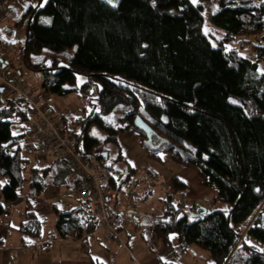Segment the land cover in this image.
<instances>
[{"label": "trees", "instance_id": "obj_1", "mask_svg": "<svg viewBox=\"0 0 264 264\" xmlns=\"http://www.w3.org/2000/svg\"><path fill=\"white\" fill-rule=\"evenodd\" d=\"M216 1L208 24L223 33L220 39L203 31V4L189 0H35L14 26L25 33L22 64L39 75L43 91L82 100L78 116L58 117L76 129L81 157L115 166L106 164L108 152L104 159L100 146L117 145L120 159L117 132L137 135L150 161L160 163L165 154L175 164L193 165L215 200L229 206L193 216L168 195L163 214L149 216L158 240L168 247L175 234L180 252L205 251L212 264H264V250L250 241L264 244V0ZM235 42L257 60L227 49ZM7 97L0 106V216L25 185L30 210V199L48 184L71 177L61 160L33 166L22 155L29 109L22 97ZM119 106L121 115H112ZM136 117L150 128V138L134 126ZM92 124L106 133L103 141L90 135ZM171 183L174 193L186 188L175 176ZM90 211L58 213V236L85 231ZM255 211L242 235L238 227ZM36 218L28 212L19 231L38 236Z\"/></svg>", "mask_w": 264, "mask_h": 264}, {"label": "crops", "instance_id": "obj_2", "mask_svg": "<svg viewBox=\"0 0 264 264\" xmlns=\"http://www.w3.org/2000/svg\"><path fill=\"white\" fill-rule=\"evenodd\" d=\"M189 1L192 5L196 4H193L192 0ZM34 2L35 0H6L3 3H6L8 8H17V11L23 13ZM17 19L18 17L14 18L15 22ZM0 66L20 81L32 96L41 98L38 103L39 108L59 118L76 117L80 112L81 103L76 95L57 97L46 94L41 87L39 75L36 74L34 78L36 82H32L35 73L26 70L23 64L22 71L18 70L15 73L12 68L14 64L5 51L0 54ZM21 73V77L16 76ZM7 96L0 86V106L8 98ZM116 139L121 150L119 160L123 161L122 169L125 171L120 180L113 185L117 195L114 210L118 218L114 219L112 227L118 232L120 241L109 239L108 231L99 223H91L85 231L78 232L72 237L58 236L55 228L58 213L80 209L89 214L91 209L90 214H93L91 204L75 194V186H72L75 180L71 176L67 184L63 183L60 186L48 184L40 196L32 197L30 210L27 209L25 197H18L17 202L10 205L0 216V264H165L169 262L180 264L178 259L184 254H180L176 248L175 234L169 236L168 247L157 238L153 247L154 233L151 230L149 216L162 215L164 200L171 194L174 195V203L190 208L191 211L214 210L213 208L217 206L216 192L202 185L196 167L191 164H175L165 154L160 155V163L150 161L139 146L137 135L128 137L117 132ZM26 148V146L22 147V155L30 161V164L33 163V166L53 161L38 160L37 162L34 155ZM174 176L185 183L186 188L183 191L174 193L171 183V178ZM156 180L168 186L169 190L159 188ZM121 190L126 193L121 194ZM26 192L27 188H25ZM212 195L213 200L207 203L205 199ZM56 197L62 198V201L52 204ZM47 203L52 208H44ZM128 206L130 209L127 210ZM31 211L40 222L38 236H26L19 231L20 224L26 221V216ZM51 211L54 212L55 221L52 228L44 232L45 216L49 212L52 214ZM124 215L128 217L130 227L123 226ZM208 264H212L210 258Z\"/></svg>", "mask_w": 264, "mask_h": 264}, {"label": "built area", "instance_id": "obj_3", "mask_svg": "<svg viewBox=\"0 0 264 264\" xmlns=\"http://www.w3.org/2000/svg\"><path fill=\"white\" fill-rule=\"evenodd\" d=\"M0 86L9 97H22L26 101L24 107L29 109L28 137L22 147L26 146L36 160L63 161L76 182L75 194L87 200L93 208L90 222L102 225L108 231L109 239L120 241L118 232L112 227L116 218L114 205L117 198L113 185L125 174L124 169L102 167L94 159L81 157L74 149L76 129L39 108L41 98L32 96L20 81L1 66ZM7 208L6 204L4 210L7 211ZM199 211H191V214L198 216ZM122 222L124 227H130L126 215L122 217Z\"/></svg>", "mask_w": 264, "mask_h": 264}, {"label": "rangeland", "instance_id": "obj_4", "mask_svg": "<svg viewBox=\"0 0 264 264\" xmlns=\"http://www.w3.org/2000/svg\"><path fill=\"white\" fill-rule=\"evenodd\" d=\"M117 0H112V4H115ZM203 4V11L201 13L202 19H203V31L205 33L211 32L216 39H220L223 36V33H221L220 31H217L215 29H213L209 24H208V18L209 15L215 10V8L217 7V1L216 0H208V1H202V0H197V4ZM0 54H2L3 51L7 52V54H9V59L13 62L14 66L12 67L14 69V72L16 73V71L18 72V70L21 72L22 71V47H23V42H24V31L23 29L17 27L15 28L14 26V18L15 17H19L20 13L19 11H17V8L12 9V8H8L6 3H2L0 6ZM44 18V17H42ZM13 19V22H12ZM9 35V36H8ZM242 44H244V41H241ZM241 43L239 44V42H235L234 44H227L226 47L227 49L230 48H236L238 50V52L244 56L245 58H248L251 61H256V56L255 54H253L249 48H247L246 46H244L243 48L240 47ZM75 48L72 49H68L66 52V57L71 56L74 53ZM259 69L260 72H264V68L263 66L260 64L259 65ZM22 73L19 75H16L17 77H21ZM33 79L32 82H36L34 81V78L36 76V74L33 75ZM82 79V78H79ZM36 84V83H35ZM31 85H33L31 83ZM28 86V84H27ZM29 87V86H28ZM89 94L92 96L94 95V88H90L89 89ZM82 102V100L80 99V103ZM123 107L119 106L117 107L113 114H118L119 116L121 115V113L123 112ZM79 114V113H78ZM78 114H76L78 116ZM52 115V114H51ZM54 116V115H52ZM118 116V117H119ZM55 118H57V116H54ZM89 133L90 135L96 137L97 139H99L100 141H103L106 133L100 129L99 127H97L96 125L92 124L89 128ZM100 148L104 149L105 153L108 152V158L105 160L106 164H112L115 165L116 167H120L123 168L124 163L123 161L117 159V145H114L112 143L109 144H104L101 145ZM40 160V159H39ZM37 162H39L38 160H36ZM43 161V160H42ZM31 165H34L33 163ZM178 168H182V167H178ZM181 170V169H179ZM47 174V173H46ZM45 174V175H46ZM48 175V174H47ZM1 176H0V180H1ZM156 182L158 183V187L159 188H163L164 190L168 191L169 188L168 186H166L165 184H163L162 182H159L158 180H156ZM25 188L26 185L22 188V190L19 193V198H23L25 196ZM122 193H126V191H122L121 190V194ZM62 198H55L52 202L53 203H58L61 202ZM21 200V199H20ZM213 200V195L210 197H207L205 199V201L207 203H210V201ZM216 208H213L214 210L219 209V210H227L228 209V204L221 202V201H216ZM10 205H8L9 207ZM48 206V207H47ZM47 206L44 208H52V206H50L49 203H47ZM259 211H255L250 219V222L253 221ZM52 214L47 213L46 214V223L43 227L44 232H46L48 229L52 228V225L55 221V216L53 215L54 212L51 211ZM155 217V216H153ZM150 218V217H149ZM151 220V218H150ZM250 222H246L242 225H240L238 227V231L243 235L244 234V230L246 229V226L249 225ZM152 230V228H151ZM153 231V230H152ZM148 235V232H147ZM154 236V243H153V247H155L154 245L156 242V236L154 234H152ZM250 241H252L251 244H253L254 246H256L258 249H260L261 251L264 250V244L259 243L258 241L250 238ZM195 252V253H194ZM180 254H184V255H180V259H178L180 264H208L209 261V254L205 251L202 250H198L195 248H191L190 252H186V253H182L180 252Z\"/></svg>", "mask_w": 264, "mask_h": 264}, {"label": "water", "instance_id": "obj_5", "mask_svg": "<svg viewBox=\"0 0 264 264\" xmlns=\"http://www.w3.org/2000/svg\"><path fill=\"white\" fill-rule=\"evenodd\" d=\"M134 126L138 130L143 132L147 136V138H150V134H151L150 128L143 121H141L138 117H136L134 120ZM103 158L104 159L106 158V153H103Z\"/></svg>", "mask_w": 264, "mask_h": 264}, {"label": "snow or ice", "instance_id": "obj_6", "mask_svg": "<svg viewBox=\"0 0 264 264\" xmlns=\"http://www.w3.org/2000/svg\"><path fill=\"white\" fill-rule=\"evenodd\" d=\"M108 2L109 3H112V0H108ZM192 2H193V4H195V3H197V0H192ZM41 7L43 6V5H40ZM113 6H115V5H113ZM234 102V101H233ZM6 183V182H5Z\"/></svg>", "mask_w": 264, "mask_h": 264}]
</instances>
